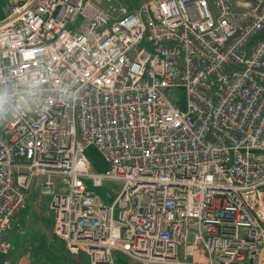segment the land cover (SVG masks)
I'll return each instance as SVG.
<instances>
[{"label": "built area", "instance_id": "1", "mask_svg": "<svg viewBox=\"0 0 264 264\" xmlns=\"http://www.w3.org/2000/svg\"><path fill=\"white\" fill-rule=\"evenodd\" d=\"M238 5L8 2L0 264L32 183L77 264H264V0Z\"/></svg>", "mask_w": 264, "mask_h": 264}, {"label": "rangeland", "instance_id": "2", "mask_svg": "<svg viewBox=\"0 0 264 264\" xmlns=\"http://www.w3.org/2000/svg\"><path fill=\"white\" fill-rule=\"evenodd\" d=\"M10 0H0V15L8 6ZM249 0H230L235 10L240 9L238 3L248 2ZM1 18V16H0ZM176 96H181V91L173 89ZM40 178L37 179L39 182ZM120 183L106 182L103 187L93 189L104 203H109L110 200L104 198L106 193H111L113 196L120 189ZM32 192L27 200V209L21 215V229L14 232L12 243L17 246L11 264H18L20 258L25 257V264H68L70 259L73 264L78 257L70 255L63 241L59 240L53 231V216L49 208V197L40 193L39 187L31 186ZM243 230H240V236H243ZM192 236H190V240ZM22 254V255H21ZM18 256L17 259L15 257ZM118 261L122 264H143L132 261L123 255H115ZM20 257V258H19ZM117 261V262H118ZM157 264V263H150Z\"/></svg>", "mask_w": 264, "mask_h": 264}, {"label": "trees", "instance_id": "3", "mask_svg": "<svg viewBox=\"0 0 264 264\" xmlns=\"http://www.w3.org/2000/svg\"><path fill=\"white\" fill-rule=\"evenodd\" d=\"M0 16L2 17L3 15H0ZM85 153H86V156L89 159L94 171L103 172L107 169V165L104 162L103 158L98 154V152L94 148L90 147V148L86 149ZM16 250H17V246L15 244V250L13 252L15 253ZM18 256H20V255H17L15 257V259H17ZM68 264H73V262L70 259H68ZM74 264H75V262H74ZM117 264H122V263H121V261H118Z\"/></svg>", "mask_w": 264, "mask_h": 264}, {"label": "crops", "instance_id": "4", "mask_svg": "<svg viewBox=\"0 0 264 264\" xmlns=\"http://www.w3.org/2000/svg\"><path fill=\"white\" fill-rule=\"evenodd\" d=\"M32 186H35V183H32ZM31 192H32V187H30V189L27 191V200L29 199ZM27 200H26V205H27ZM26 209H27V207H25L24 211H25ZM24 211L21 213V215L24 213ZM21 215L19 216V220L22 221V219H21ZM14 236H15L14 234H13V235L11 234V235L9 236V239H10V240H13V239H14ZM21 255H22V254H21ZM21 255H20V256H21ZM19 258H20V257H19ZM20 259H21V258H20ZM20 259H19V260H20Z\"/></svg>", "mask_w": 264, "mask_h": 264}]
</instances>
